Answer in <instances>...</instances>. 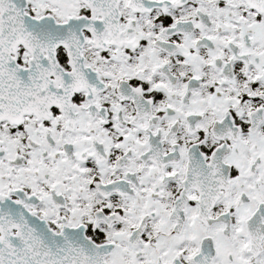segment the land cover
Listing matches in <instances>:
<instances>
[{
	"label": "snow or ice",
	"instance_id": "1",
	"mask_svg": "<svg viewBox=\"0 0 264 264\" xmlns=\"http://www.w3.org/2000/svg\"><path fill=\"white\" fill-rule=\"evenodd\" d=\"M0 264H264V0H0Z\"/></svg>",
	"mask_w": 264,
	"mask_h": 264
}]
</instances>
